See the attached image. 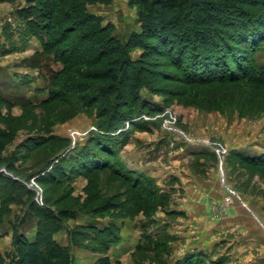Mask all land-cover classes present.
<instances>
[{
	"label": "rangeland",
	"instance_id": "374dc122",
	"mask_svg": "<svg viewBox=\"0 0 264 264\" xmlns=\"http://www.w3.org/2000/svg\"><path fill=\"white\" fill-rule=\"evenodd\" d=\"M32 6L0 0V255L15 256L13 224L27 215L21 246L51 231L70 264L104 255L121 264H264V72L255 69L264 45L253 64L230 55L232 72L209 77L149 53L154 80L141 101L118 103L122 113H143L113 120L123 122L108 133L115 156L99 149L109 162L94 166L105 169L41 181L62 156L94 147L111 115L93 90L98 77L89 79L103 64L90 68L77 33L55 34L48 52L35 22L46 0ZM88 12L124 43L140 33L131 0Z\"/></svg>",
	"mask_w": 264,
	"mask_h": 264
},
{
	"label": "trees",
	"instance_id": "16d2710c",
	"mask_svg": "<svg viewBox=\"0 0 264 264\" xmlns=\"http://www.w3.org/2000/svg\"><path fill=\"white\" fill-rule=\"evenodd\" d=\"M113 1L46 0L45 8L39 7L42 14L35 22L39 32L43 34L41 38L48 52L51 50L55 34L63 33L66 36L69 33H77L75 42L82 40L83 43L75 46V50L86 54L91 61L90 68L103 64L100 71L91 69L89 79L98 77L96 81L99 84L93 90L98 96V102L102 103L101 113L107 112L111 115L109 122L97 126L100 131L103 130L102 133L97 132L90 138L94 147H83V152L80 151L69 158H66L67 155L62 156L51 171H45L41 181H59L70 175L75 176L82 166L90 171L105 169L94 166L109 162L98 150L101 149L108 155L112 153L111 148L115 146L112 141L114 136L108 133L117 126L123 127L121 120L117 126L113 120L124 116L130 121L143 113L142 110L140 113L127 115L118 110V103L127 95L141 101L140 90L148 87L154 80V74L148 70L151 62L149 53L163 54L176 63L185 65L188 75L209 77L232 72L227 64L230 55L237 58L239 65L246 58L253 64L255 55L264 45V0H131V3L139 8L140 33L134 35L128 43L115 37L112 27L103 25L101 17L88 12L89 6L110 5ZM27 2L33 10L32 5L37 0ZM254 5L262 7L249 8ZM47 16L49 22L43 20ZM225 34L235 41V45L224 38ZM236 46H240L239 51H236ZM134 49H144L146 52L140 59L134 60L131 55ZM53 55L56 62L65 63V58L60 54ZM255 69L264 72V64L256 66ZM65 70L70 71L68 68ZM62 74L63 72L59 73L57 77ZM85 89L90 88L85 85ZM124 89H127V92H124ZM135 125L138 126L133 123V126ZM65 159L68 162H65ZM125 172L131 174L127 170ZM30 219L32 216L27 215L16 218L12 236L16 254L7 255V259L0 255V264H70L58 253L51 231L45 234L39 232L35 241L21 246L19 232ZM94 264L121 262L104 255Z\"/></svg>",
	"mask_w": 264,
	"mask_h": 264
}]
</instances>
